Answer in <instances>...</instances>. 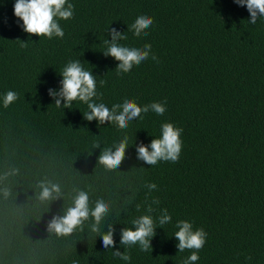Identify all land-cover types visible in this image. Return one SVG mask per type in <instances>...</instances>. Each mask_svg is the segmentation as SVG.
<instances>
[{
  "label": "trees",
  "instance_id": "obj_1",
  "mask_svg": "<svg viewBox=\"0 0 264 264\" xmlns=\"http://www.w3.org/2000/svg\"><path fill=\"white\" fill-rule=\"evenodd\" d=\"M68 3L73 17L57 18L63 38L49 39L24 32L15 0H0V177L15 172L0 179V264H184L193 250L178 251L181 220L207 233L194 264H264V17L251 24L234 0ZM140 15L154 22L136 37L130 28ZM110 28L127 36L122 46L151 44L157 60L118 73L119 62L103 53ZM76 60L96 78L95 103L166 102V112L149 110L120 129L87 121L79 100L57 107L49 89L60 88V73ZM9 90L18 99L5 108ZM164 123L183 129L179 161L137 159L136 146L159 138ZM125 136L126 159L107 170L99 156ZM40 181L59 184L62 195L41 202ZM80 190L90 209L100 199L109 203L99 227L103 234L114 226L115 248L103 247L91 217L69 236L48 231ZM164 209L172 219L160 227ZM146 214L157 225L152 248L121 245V229Z\"/></svg>",
  "mask_w": 264,
  "mask_h": 264
},
{
  "label": "clouds",
  "instance_id": "obj_2",
  "mask_svg": "<svg viewBox=\"0 0 264 264\" xmlns=\"http://www.w3.org/2000/svg\"><path fill=\"white\" fill-rule=\"evenodd\" d=\"M236 4L247 8L250 13L251 24H256L258 17H264V0H234ZM74 6L68 3V0H15L14 14L22 20L23 31L27 34L39 37H47L49 39L55 37L63 38L62 30L58 19L68 20L73 17ZM153 18L148 15H140L131 25L130 30L134 36L140 37L148 35L147 29L153 24ZM109 35L111 39L104 41L107 50L104 51L105 56H110L118 61L115 70L118 73H128L135 65H140L143 61L149 59L157 60L152 55L151 44H145L140 47L122 46L119 41L126 40L127 36L116 28H110ZM26 46V45H25ZM63 79L60 81V88L49 89V95L55 100L57 107L71 108L74 101L85 103L89 109L84 112V118L91 122L98 121L99 125L106 122L117 125L120 129H126L130 121L141 118V113H147L149 110L157 115H163L166 112L165 103L154 102L143 107L139 106L135 101L127 99L123 104L113 105L109 109L104 103H95L93 98L97 96L96 78L93 72L84 70L79 60L70 61L60 73ZM103 83V81H102ZM18 99V94L9 90L3 97V105L9 107ZM183 129L176 127L173 123H164L161 126V135L155 138L150 144L145 145L142 142L136 146L137 159L144 161L148 165H156L158 161H171L176 163L179 161L182 148ZM95 147H99L96 144ZM128 137L125 136L117 145L102 151L98 160L107 170H115L121 166L126 159V149L128 148ZM18 171V170H16ZM15 174L6 173L0 179H7L8 175ZM149 190L156 189L157 185L152 183L146 185ZM40 191L37 199L41 202L58 199L62 195L61 186L57 183L40 181L38 185ZM2 194L7 198L11 192L10 189L4 188ZM159 203V201H154ZM139 208V205L137 206ZM147 211L153 212V208L149 205ZM110 205L103 199L97 200L94 208L89 207V194L83 190L77 192L73 199V205L66 210L63 216H54L48 223V231L54 232L60 236H69L77 228L83 230L85 221L94 218L91 225V231L98 233L102 237L103 247L106 249L115 248L116 241L114 239L115 228L110 225L107 232L100 234V224L102 220L109 214ZM171 216L167 209L159 217V225L171 222ZM133 227L121 229L120 243L131 247L139 244L141 251H147L152 248L151 240L156 235L157 225L151 215H142L132 221ZM178 231L174 237L179 241L177 248L179 252L186 249L193 250L192 254L184 261V264H194L199 259L198 252L201 250L207 238V233L203 228L194 230L192 223L181 220L176 224ZM115 257H119L124 261H130L131 256L127 251H113ZM247 259L251 260V257Z\"/></svg>",
  "mask_w": 264,
  "mask_h": 264
}]
</instances>
